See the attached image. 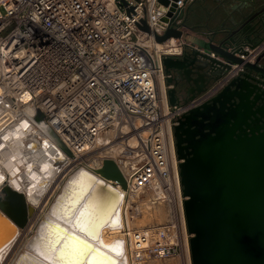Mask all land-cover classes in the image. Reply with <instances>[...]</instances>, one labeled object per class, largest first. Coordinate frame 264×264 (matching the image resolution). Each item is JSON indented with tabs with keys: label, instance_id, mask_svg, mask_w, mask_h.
I'll list each match as a JSON object with an SVG mask.
<instances>
[{
	"label": "built area",
	"instance_id": "obj_1",
	"mask_svg": "<svg viewBox=\"0 0 264 264\" xmlns=\"http://www.w3.org/2000/svg\"><path fill=\"white\" fill-rule=\"evenodd\" d=\"M194 1L0 0V139L19 125L43 123L70 149L73 165L100 175L112 154L128 188L107 180L130 192L127 210H140L132 195L138 190L140 197L166 202L170 211L155 223L147 245L135 247L137 259L153 255L195 264L175 124L246 69L236 63L191 102L171 103L167 85L160 86L167 76L164 57L198 45L184 36L160 41L156 35L171 26L186 31ZM144 19L151 30L142 27ZM246 49L239 52L245 61H257L264 38Z\"/></svg>",
	"mask_w": 264,
	"mask_h": 264
},
{
	"label": "water",
	"instance_id": "obj_2",
	"mask_svg": "<svg viewBox=\"0 0 264 264\" xmlns=\"http://www.w3.org/2000/svg\"><path fill=\"white\" fill-rule=\"evenodd\" d=\"M212 1L214 10L202 25L210 39L174 26L156 35L160 41L184 36L198 44L182 55L164 57L172 104L189 103L202 95L236 63H244L246 68L215 94L180 114L175 124L182 181L188 196L186 213L193 233V260L195 264H264V53L253 62L239 54L264 38V0ZM209 2L202 3L205 6ZM187 19L184 24L193 28ZM142 27L151 30L146 19ZM211 50L227 60L213 56ZM99 172L103 178L87 168L77 169L59 196L66 193L71 181L85 173L106 185L103 191L111 189L108 211L119 220L125 193L107 178L120 180L124 187L128 180L111 157L105 159ZM81 179L88 182L86 177ZM33 210L24 192L10 184L0 190V251L14 240L20 227L29 224ZM48 222L75 233L93 248L101 246L94 245L96 239L51 218L40 229ZM102 227L98 230L99 241ZM35 251L22 253L15 264L24 259L32 264L29 258L43 259ZM43 264L51 261L44 260Z\"/></svg>",
	"mask_w": 264,
	"mask_h": 264
},
{
	"label": "bare ground",
	"instance_id": "obj_3",
	"mask_svg": "<svg viewBox=\"0 0 264 264\" xmlns=\"http://www.w3.org/2000/svg\"><path fill=\"white\" fill-rule=\"evenodd\" d=\"M160 86L163 90L165 89L164 78L161 79ZM38 129H41L42 134L34 133V130L37 132ZM59 154L61 157L58 156ZM111 155L109 156L114 158ZM73 156L72 152L62 146L59 139L52 135L51 128L43 123L22 124L14 131H8L4 137L2 136L0 139V190L10 184L24 192L28 202L34 206V210L29 224L20 227L14 240L0 251V264H15L19 256L27 251L37 253L32 247V241L39 235L42 223L50 218L65 224L69 229H74V223H68L60 215L53 214L61 198L66 195L65 193L60 197L59 194L77 169L87 168L93 173L96 172L85 165H73ZM58 159L61 161L65 159L66 162L57 164ZM95 165L91 166L96 167ZM96 174L99 178H103V175ZM119 188L125 193L120 205L119 226L105 225L100 235L105 246L120 242L123 246V254L115 256L107 248H102L101 251L117 260L118 264H180L175 258H160L153 255L144 260L136 258L135 247L140 244L147 245L148 239L153 234L152 229L155 223L167 219L170 211L166 202L154 200L151 194L140 197L141 192L137 190L132 195L137 200L134 202V207L138 205L140 210L131 212L126 209L130 192ZM110 228L116 229L114 234L108 233ZM143 233H146V239ZM93 243L100 244L97 240ZM27 261L24 259L21 264L28 263Z\"/></svg>",
	"mask_w": 264,
	"mask_h": 264
},
{
	"label": "snow or ice",
	"instance_id": "obj_4",
	"mask_svg": "<svg viewBox=\"0 0 264 264\" xmlns=\"http://www.w3.org/2000/svg\"><path fill=\"white\" fill-rule=\"evenodd\" d=\"M82 177L87 178L85 183ZM107 186L96 181L94 177L81 173L79 177L70 182L66 195L61 198L54 215H60L68 223H73L76 231L81 232L100 243L101 248H93L75 233H69L58 225L48 222L44 225L37 237L32 241V247L40 253L43 259L29 258L32 264H43L44 260L51 264H118V261L101 251L102 248L115 256L123 254L120 242L105 246L99 241L98 230L102 226L118 227V218L108 211L110 197L103 191ZM82 205V207H81ZM79 212V215H77ZM112 219L106 220V216Z\"/></svg>",
	"mask_w": 264,
	"mask_h": 264
},
{
	"label": "crops",
	"instance_id": "obj_5",
	"mask_svg": "<svg viewBox=\"0 0 264 264\" xmlns=\"http://www.w3.org/2000/svg\"><path fill=\"white\" fill-rule=\"evenodd\" d=\"M204 1L205 0H195L190 5L187 11V16H188L187 21L191 26H193V28L189 27L187 30L190 31L191 33L210 39V35L205 33L206 30L205 31L203 30L206 29V27H202V25L206 24L208 17L214 10L215 3L212 0H210L211 2H209L204 6V4L202 3ZM189 17H190V21H189ZM189 48H194V47H189Z\"/></svg>",
	"mask_w": 264,
	"mask_h": 264
},
{
	"label": "flooded vegetation",
	"instance_id": "obj_6",
	"mask_svg": "<svg viewBox=\"0 0 264 264\" xmlns=\"http://www.w3.org/2000/svg\"><path fill=\"white\" fill-rule=\"evenodd\" d=\"M176 142H177V139H176ZM176 145H177V143H176ZM178 148H179V146L177 145V150H178ZM92 163H93V162H91V165H92Z\"/></svg>",
	"mask_w": 264,
	"mask_h": 264
},
{
	"label": "rangeland",
	"instance_id": "obj_7",
	"mask_svg": "<svg viewBox=\"0 0 264 264\" xmlns=\"http://www.w3.org/2000/svg\"><path fill=\"white\" fill-rule=\"evenodd\" d=\"M189 21H190V17H189Z\"/></svg>",
	"mask_w": 264,
	"mask_h": 264
}]
</instances>
